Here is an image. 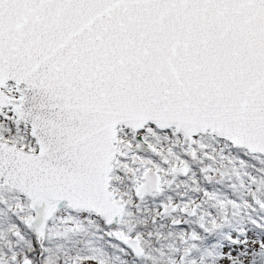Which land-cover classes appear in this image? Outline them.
Wrapping results in <instances>:
<instances>
[{
    "label": "snow or ice",
    "instance_id": "obj_1",
    "mask_svg": "<svg viewBox=\"0 0 264 264\" xmlns=\"http://www.w3.org/2000/svg\"><path fill=\"white\" fill-rule=\"evenodd\" d=\"M0 264H264V0H0Z\"/></svg>",
    "mask_w": 264,
    "mask_h": 264
}]
</instances>
